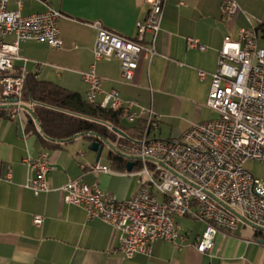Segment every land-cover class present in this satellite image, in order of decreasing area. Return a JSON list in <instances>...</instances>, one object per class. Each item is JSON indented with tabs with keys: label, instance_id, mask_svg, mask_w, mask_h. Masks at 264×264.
<instances>
[{
	"label": "crops",
	"instance_id": "1",
	"mask_svg": "<svg viewBox=\"0 0 264 264\" xmlns=\"http://www.w3.org/2000/svg\"><path fill=\"white\" fill-rule=\"evenodd\" d=\"M221 1L163 0L154 41L156 54L150 61L140 55L132 79L126 80L116 58L94 59L96 31L91 24L99 21L108 30L134 38L136 22L143 21L148 11L145 0H47L48 6L62 14L57 20L61 46L24 41L14 67H23L28 75L86 99L88 86L81 72L93 64L103 92L116 90L122 100H134L152 109L157 125L149 128L147 139L177 137L192 123L216 116L207 108L206 100L209 74L216 70L223 37L236 39L241 27H253L257 45L259 39L264 41V0H235L239 9L230 19L220 16ZM8 7L14 8L15 0H10ZM45 9L38 0H24L21 13ZM244 12L255 19H247ZM241 15L247 24L238 22ZM257 20L262 26L256 25ZM12 38V34L6 36L7 41ZM150 38L149 33L144 35L145 42ZM187 38L197 39L205 50L188 46ZM198 70L205 71L206 76L200 78ZM101 97L98 94L97 101ZM25 103L29 106L31 102ZM124 120L121 118V123L127 128L138 121L125 125ZM30 125L43 136L25 109L13 118L0 117V264H264V244L256 237V229L242 220L226 234L215 235L211 254L199 253L195 245L205 224L189 216L175 218L181 236L175 243L156 239L148 255L136 253L123 258L113 251L118 246L119 231L98 218L88 220L81 206L63 201L59 188L79 178L88 184L96 182L118 199H127L138 189V179L125 174L126 168L121 171L113 167L108 158L109 164L100 157L98 162L108 164L113 172L91 171L89 165L96 162V152L90 150L92 141L85 135L61 142L43 136L49 143H42ZM41 152L50 160L46 175L49 190L34 194L25 187L34 172L27 169L23 159L35 158ZM36 215L41 217L39 224L33 221Z\"/></svg>",
	"mask_w": 264,
	"mask_h": 264
},
{
	"label": "built area",
	"instance_id": "2",
	"mask_svg": "<svg viewBox=\"0 0 264 264\" xmlns=\"http://www.w3.org/2000/svg\"><path fill=\"white\" fill-rule=\"evenodd\" d=\"M24 0H0V105L5 115L13 118L25 104L22 99L23 67L16 69L20 44L27 40L45 41L59 48L61 40L57 20L62 14L47 4L40 12L22 14ZM148 11L143 21L135 24L134 38H128L105 28L99 21L91 26L96 31L93 45L95 60L116 58L121 76L130 80L140 55L148 61L156 54L154 41L162 18L163 0H145ZM235 0H222L219 12L230 19L238 11ZM249 19L248 17H246ZM258 26L262 22L257 20ZM151 38L144 41V35ZM12 34L9 41L6 36ZM255 28H240L238 37H223L218 50L216 70L210 73L211 83L206 106L216 116L192 123L179 136L169 139H147L149 128L157 120L151 108L136 101H124L116 90L103 92L92 64L81 72L87 83L86 99L101 108L119 110L127 121L144 119L145 129L138 143H111L115 152L136 164L127 175L138 177V189L127 199H118L96 183L79 178L60 186L63 201L81 206L88 220L98 218L119 231L118 246L113 250L124 258L136 253L148 255L156 239L175 243L178 237L177 216H189L205 224L197 237L199 253L211 254L217 233L226 234L240 220L220 202L238 212L250 222L264 227V180L254 177L244 168L247 160L264 162V47L257 45ZM187 45L205 50L197 39L187 38ZM200 78L206 72L198 70ZM102 94L97 101L96 96ZM32 103L29 104L31 106ZM107 128L114 131L112 126ZM24 165L34 175L25 187L34 194L49 190L46 175L50 160L46 152L37 157H25ZM94 173H111L112 169L95 162L89 165ZM35 224L41 217L33 218Z\"/></svg>",
	"mask_w": 264,
	"mask_h": 264
},
{
	"label": "trees",
	"instance_id": "3",
	"mask_svg": "<svg viewBox=\"0 0 264 264\" xmlns=\"http://www.w3.org/2000/svg\"><path fill=\"white\" fill-rule=\"evenodd\" d=\"M22 99L33 104V114L44 137L60 142L77 133L95 132L110 143L116 141L132 146L139 142L145 129L144 119H138L133 127H124L119 110L101 108L98 103L88 102L75 91L32 75H27L24 80ZM5 116V109L0 108V117ZM108 125L120 129L125 135L118 133L120 136L117 137L116 133L107 128ZM30 126L40 142L49 143L33 125ZM85 137L90 141L97 140L91 135ZM107 158L116 169L123 171L126 168L127 160L117 152L109 149ZM135 167L136 164H133ZM255 235L264 244V232L255 230Z\"/></svg>",
	"mask_w": 264,
	"mask_h": 264
},
{
	"label": "water",
	"instance_id": "4",
	"mask_svg": "<svg viewBox=\"0 0 264 264\" xmlns=\"http://www.w3.org/2000/svg\"><path fill=\"white\" fill-rule=\"evenodd\" d=\"M7 107V105H0V108H5ZM21 107L25 110H27L32 119L35 121V123L37 124L38 126V129H39V132L43 135V132L41 130V128L39 127L38 123H37V120H36V117L35 115L33 114L32 112V109L25 105V104H22ZM115 132L121 134V135H125L124 132H122L120 129L118 128H113ZM83 135H91V136H94L97 138V140H93L90 144H89V148L90 150L96 152V159L95 161L98 162L99 160V157H100V154H101V151L103 149V146L106 145L109 149L115 151L114 147L112 146V144L103 136H100L99 134L95 133V132H81V133H77V134H74L68 138H66L65 140L63 141H69V140H72L74 138H77V137H80V136H83ZM44 136V135H43ZM46 139L48 140H51V141H56L55 139H51V138H48V137H45ZM132 166H133V163L131 161H127L126 163V169L128 171H130L132 169ZM226 209L230 210L234 215H236L240 220H242L243 222L247 223L249 226L253 227L254 229L258 230V231H262L264 232V227L262 226H258L252 222H250L249 220H247L246 218H244L243 216H241L238 212L230 209L226 204H224L223 202H220ZM262 242V240H259Z\"/></svg>",
	"mask_w": 264,
	"mask_h": 264
},
{
	"label": "rangeland",
	"instance_id": "5",
	"mask_svg": "<svg viewBox=\"0 0 264 264\" xmlns=\"http://www.w3.org/2000/svg\"><path fill=\"white\" fill-rule=\"evenodd\" d=\"M246 13L247 17L248 18H254L253 15L249 12H244ZM255 19V18H254ZM242 22L244 24H247L246 21H245V18L243 15H241L238 19V22ZM259 47H264V41L262 39H259ZM123 123L125 125H129L131 124L132 122L130 121H127V120H124ZM88 147V145H86ZM109 148L105 145L103 147V150L101 152V155H100V160L101 162H108L106 161L107 160V152H108ZM109 164V162H108ZM107 164V166H109ZM244 168L250 172L254 177H257V178H261L262 180H264V162H259L257 160H247L245 163H244ZM135 179H138L137 176H133Z\"/></svg>",
	"mask_w": 264,
	"mask_h": 264
}]
</instances>
